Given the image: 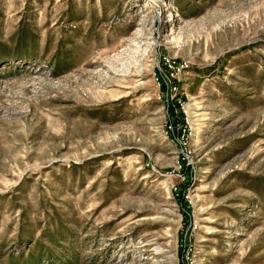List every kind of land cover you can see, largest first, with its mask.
Wrapping results in <instances>:
<instances>
[{
	"label": "rangeland",
	"instance_id": "rangeland-1",
	"mask_svg": "<svg viewBox=\"0 0 264 264\" xmlns=\"http://www.w3.org/2000/svg\"><path fill=\"white\" fill-rule=\"evenodd\" d=\"M0 264H264V0H0Z\"/></svg>",
	"mask_w": 264,
	"mask_h": 264
},
{
	"label": "trees",
	"instance_id": "trees-1",
	"mask_svg": "<svg viewBox=\"0 0 264 264\" xmlns=\"http://www.w3.org/2000/svg\"><path fill=\"white\" fill-rule=\"evenodd\" d=\"M159 80H160V85L162 86V90H165V89H167L166 88V85H167V83H166V81L162 78V77H160V78H158ZM174 82H175V80H174ZM163 92V91H162ZM165 98L166 99H168V96L166 95L165 96ZM167 104L169 105V102H167ZM169 119H170V125H173V128L175 127L174 125H175V123H173L172 121H171V116L169 117ZM182 120H183V118H182ZM188 184H180L179 185V195H178V203H179V205L181 206V208H183V212L186 214V212H187V202H186V200H185V198L183 197V193H184V191H185V187L187 186ZM186 206V207H185Z\"/></svg>",
	"mask_w": 264,
	"mask_h": 264
},
{
	"label": "built area",
	"instance_id": "built-area-1",
	"mask_svg": "<svg viewBox=\"0 0 264 264\" xmlns=\"http://www.w3.org/2000/svg\"><path fill=\"white\" fill-rule=\"evenodd\" d=\"M168 61V60H167ZM168 66H171V64L169 63V61H168ZM173 68V67H172Z\"/></svg>",
	"mask_w": 264,
	"mask_h": 264
}]
</instances>
